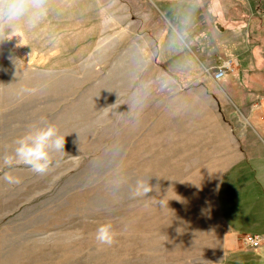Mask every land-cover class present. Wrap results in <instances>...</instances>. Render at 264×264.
Segmentation results:
<instances>
[{
    "label": "rangeland",
    "instance_id": "obj_1",
    "mask_svg": "<svg viewBox=\"0 0 264 264\" xmlns=\"http://www.w3.org/2000/svg\"><path fill=\"white\" fill-rule=\"evenodd\" d=\"M116 1L101 0L110 29L118 27L111 22V6ZM120 2H126L127 11L142 17L149 5L157 13L158 30L169 27L182 41L197 37L207 42V48L210 41L217 49L228 44L224 48L235 52L241 62L247 58L241 54L247 51L255 64L260 55L264 58V0ZM141 18L142 28L134 29L139 35L146 26ZM190 20L195 22L191 28L187 23ZM21 31L18 27L12 39L0 42V264H215L230 238L215 200L218 179L229 157L159 154L181 151L176 147L159 148L167 141L166 133L160 130L165 127V116L153 115L154 110L161 109L155 108L153 96L156 85L166 82L162 66L158 62L157 66H148L138 81L143 84L139 100H127L125 109L119 107L118 95L133 84L134 66H129L124 75L111 72L109 97L101 95L103 98L96 102L100 105L109 99L107 112L93 131L91 127L77 134L86 139L69 138L68 131L60 129L69 117L59 113L53 119L48 108L43 122L28 123L25 134V116L35 120L37 105L43 104L39 97L42 91L37 89L42 90L43 84L36 86L37 76H25V63L14 57L25 48ZM169 35L166 31L165 40ZM113 39L119 41L118 36ZM228 55L216 56L215 64L205 66L214 72L222 61L233 59L232 68H237V61ZM120 59L117 62L123 63ZM183 59L178 55L176 61L180 64ZM156 67L161 70L156 72ZM242 70L244 77L245 68ZM28 76L32 82L29 85ZM61 86L53 81L45 87L52 92ZM95 109L90 108L87 114ZM155 120L157 131L149 125ZM49 125L65 137V145L63 151H51V165L45 174H36L24 164L2 166V157L13 153L17 140L33 128ZM6 173L19 177L21 183L8 184L3 179ZM137 180L149 181L154 191L148 197L134 198ZM102 224H111L117 233L111 246L95 239Z\"/></svg>",
    "mask_w": 264,
    "mask_h": 264
},
{
    "label": "crops",
    "instance_id": "obj_2",
    "mask_svg": "<svg viewBox=\"0 0 264 264\" xmlns=\"http://www.w3.org/2000/svg\"><path fill=\"white\" fill-rule=\"evenodd\" d=\"M133 2L139 4L142 0ZM124 3L121 5L117 0L111 6V22L118 26L116 29H110L101 0H49L48 14L39 24L34 28L20 27L25 48L15 52L14 57L25 63V76H37L35 84H43V88L53 81L64 86L52 92L49 87L37 88L44 92L39 94L43 104L38 103L35 120L25 116V134L28 123L43 122L48 108L53 119L59 113L69 117L60 127L68 131L69 138H81L77 134L91 127L93 131L107 112L109 99L100 105L96 102L103 98L101 95L109 97L111 72L124 75L126 69L134 66L133 84L121 89L118 95L119 107L125 109L127 100H139L143 84L138 81L148 66H157L158 62L166 82L156 85L153 101L155 108L161 109L154 110L153 115L165 116V127L160 130L166 133L167 140L159 148L181 149L159 154L229 157L218 179L215 200L230 238L227 237L224 253L215 264H264V58L260 55L255 64L247 51L241 54L247 56L242 66L238 55L224 48L228 44L219 45L218 37L215 42L219 49L210 41L207 48V42L202 43L197 37L182 41L169 27L158 30L157 13L149 5L143 17L139 13L141 18L127 11ZM140 18L146 21V26L139 35L134 29L142 28ZM187 23L191 28L195 22ZM166 31L171 33L167 40ZM113 32L119 41H114ZM178 55L184 58L180 64L176 61ZM227 55L233 56L238 67L214 79L213 71L205 63L215 64L214 57ZM119 58L123 63L117 62ZM30 82L29 77L26 84ZM147 87L145 84L144 88ZM131 92L133 95L127 96ZM94 106L95 111L87 114ZM63 109L67 110L62 113ZM149 125H154L153 131L159 130L157 120ZM178 139L182 143L170 142ZM246 235H259L263 240L253 249L244 241Z\"/></svg>",
    "mask_w": 264,
    "mask_h": 264
},
{
    "label": "clouds",
    "instance_id": "obj_3",
    "mask_svg": "<svg viewBox=\"0 0 264 264\" xmlns=\"http://www.w3.org/2000/svg\"><path fill=\"white\" fill-rule=\"evenodd\" d=\"M49 0H0V42L10 40L18 27L34 28L48 14ZM12 154L2 157V166L13 167L16 164L28 166L36 174H45L51 165V151H63L65 137L58 134L55 126L49 125L30 131L16 141ZM3 179L8 184H19V177L6 173ZM154 191L149 181L137 180L132 191L134 198L148 197ZM117 233L111 224H102L97 228L95 239L101 245L111 246Z\"/></svg>",
    "mask_w": 264,
    "mask_h": 264
},
{
    "label": "built area",
    "instance_id": "obj_4",
    "mask_svg": "<svg viewBox=\"0 0 264 264\" xmlns=\"http://www.w3.org/2000/svg\"><path fill=\"white\" fill-rule=\"evenodd\" d=\"M233 59H226L222 61L218 66H216V69L214 72H212V76L214 79H220L226 74L230 73V71H233L232 68ZM263 238L259 235H246L245 240L247 243L251 245V247H257L259 244H261ZM245 242V243H246Z\"/></svg>",
    "mask_w": 264,
    "mask_h": 264
},
{
    "label": "bare ground",
    "instance_id": "obj_5",
    "mask_svg": "<svg viewBox=\"0 0 264 264\" xmlns=\"http://www.w3.org/2000/svg\"><path fill=\"white\" fill-rule=\"evenodd\" d=\"M248 244H249V243H248ZM249 245H250V244H249ZM259 245H260V244H259ZM259 245H258V246H259ZM250 246H251V245H250ZM258 246H257V247H258ZM257 247H252V248L255 249V248H257Z\"/></svg>",
    "mask_w": 264,
    "mask_h": 264
},
{
    "label": "water",
    "instance_id": "obj_6",
    "mask_svg": "<svg viewBox=\"0 0 264 264\" xmlns=\"http://www.w3.org/2000/svg\"><path fill=\"white\" fill-rule=\"evenodd\" d=\"M219 27V29H221L222 30V27L221 26H218Z\"/></svg>",
    "mask_w": 264,
    "mask_h": 264
}]
</instances>
